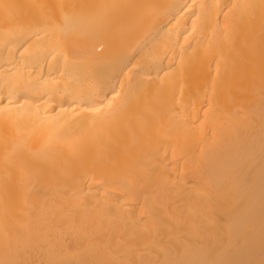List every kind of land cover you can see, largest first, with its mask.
I'll use <instances>...</instances> for the list:
<instances>
[{
    "label": "bare ground",
    "instance_id": "obj_1",
    "mask_svg": "<svg viewBox=\"0 0 264 264\" xmlns=\"http://www.w3.org/2000/svg\"><path fill=\"white\" fill-rule=\"evenodd\" d=\"M0 264H264V0H0Z\"/></svg>",
    "mask_w": 264,
    "mask_h": 264
},
{
    "label": "snow or ice",
    "instance_id": "obj_2",
    "mask_svg": "<svg viewBox=\"0 0 264 264\" xmlns=\"http://www.w3.org/2000/svg\"><path fill=\"white\" fill-rule=\"evenodd\" d=\"M5 7H8V6H5Z\"/></svg>",
    "mask_w": 264,
    "mask_h": 264
}]
</instances>
